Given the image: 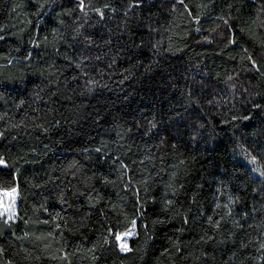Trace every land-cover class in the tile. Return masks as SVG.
Masks as SVG:
<instances>
[{
	"label": "trees",
	"instance_id": "obj_1",
	"mask_svg": "<svg viewBox=\"0 0 264 264\" xmlns=\"http://www.w3.org/2000/svg\"><path fill=\"white\" fill-rule=\"evenodd\" d=\"M0 188V264H264V0H0Z\"/></svg>",
	"mask_w": 264,
	"mask_h": 264
},
{
	"label": "rangeland",
	"instance_id": "obj_2",
	"mask_svg": "<svg viewBox=\"0 0 264 264\" xmlns=\"http://www.w3.org/2000/svg\"><path fill=\"white\" fill-rule=\"evenodd\" d=\"M245 160L253 163V159L244 157ZM260 168H255V173L260 174ZM18 191L16 188H0V205L1 212L7 218H15L17 214ZM133 234V228H130L118 236L120 248L126 250L128 248L129 237Z\"/></svg>",
	"mask_w": 264,
	"mask_h": 264
}]
</instances>
